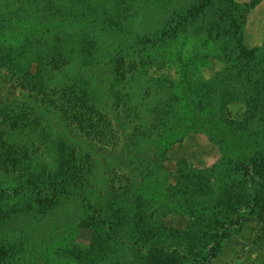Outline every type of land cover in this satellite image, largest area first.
<instances>
[{
  "label": "rangeland",
  "instance_id": "1",
  "mask_svg": "<svg viewBox=\"0 0 264 264\" xmlns=\"http://www.w3.org/2000/svg\"><path fill=\"white\" fill-rule=\"evenodd\" d=\"M260 70L264 0H0V264H264Z\"/></svg>",
  "mask_w": 264,
  "mask_h": 264
},
{
  "label": "trees",
  "instance_id": "2",
  "mask_svg": "<svg viewBox=\"0 0 264 264\" xmlns=\"http://www.w3.org/2000/svg\"><path fill=\"white\" fill-rule=\"evenodd\" d=\"M231 11H233L232 9H230ZM230 14V13H229ZM218 26V25H217ZM213 29L216 28V26L212 27ZM216 31V30H215ZM240 42V41H239ZM238 47V48H236ZM232 52V53H231ZM231 52H229V54L231 56L233 55H236V58L239 60V61H246V62H251L253 57L260 52V49H252V50H247L245 49L244 47H241L240 44L238 43L237 46H235V49L232 50ZM256 76H258L259 78H262L264 77V71H259V74H256ZM257 77V78H258ZM258 78V79H259ZM63 107V106H62ZM65 108L66 110H68L67 107H63ZM69 111H71L69 109ZM76 114H74L78 119L80 118L79 122H81V127L85 129V122L83 121V117H81L80 115L78 114H82L80 111L76 110L75 111ZM261 135V134H260ZM97 137L100 138L101 140L105 139L106 135L105 134H97ZM261 200L264 198V195H262L261 197ZM204 253V251H202V254ZM255 261V260H254ZM203 262V261H200V263ZM257 262V261H255Z\"/></svg>",
  "mask_w": 264,
  "mask_h": 264
}]
</instances>
